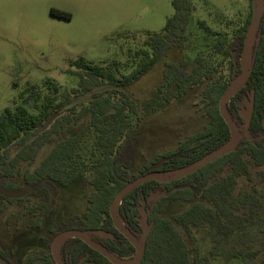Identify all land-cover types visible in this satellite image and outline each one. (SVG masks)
<instances>
[{"label":"trees","instance_id":"1","mask_svg":"<svg viewBox=\"0 0 264 264\" xmlns=\"http://www.w3.org/2000/svg\"><path fill=\"white\" fill-rule=\"evenodd\" d=\"M170 2L173 13L161 30L146 33L142 46L126 52L125 61L97 65L82 58L69 60L66 73L76 78L74 86L66 88L46 77L39 85H27L10 107L2 109L0 211L22 201L20 216L30 213L29 225L37 226L42 216L54 211L61 189L75 191L88 185L82 211L55 220L45 236L51 242L64 229H100L110 235L92 234L93 239L117 257L128 259L134 247L114 228L109 216L115 193L138 175L174 171L229 139L218 100L240 74L239 58L253 0H247L244 16L240 12L231 18L221 14L217 28L197 19L195 26L204 34L198 52L203 53L194 58H188L184 51L192 0ZM51 13L68 17L53 8ZM171 48L181 55L164 63L151 96L138 106L124 88L153 68ZM195 87L200 88L206 122L173 149L130 171L139 112L147 114L166 107ZM85 95L90 97L75 101ZM251 99V116L244 127ZM225 108L242 134L234 150L183 177L145 181L120 200L118 216L135 236L141 232L139 211L147 215L149 231L138 264H208L235 242L238 246L232 258L243 264H264V10L251 49L249 75ZM45 144L49 146L39 162L23 168V163L36 159ZM170 207V215L164 214ZM205 229L210 247L202 254L198 244L191 246L188 240ZM50 242L27 255L22 264H56ZM59 250L64 264H112L78 237L65 239ZM0 264H16L9 243H0Z\"/></svg>","mask_w":264,"mask_h":264},{"label":"rangeland","instance_id":"2","mask_svg":"<svg viewBox=\"0 0 264 264\" xmlns=\"http://www.w3.org/2000/svg\"><path fill=\"white\" fill-rule=\"evenodd\" d=\"M253 4L256 5V1ZM192 5L184 41L188 58L203 53L198 52L204 34L195 26L197 19L217 28L221 14L231 18L240 12L244 16L248 2L192 0ZM52 8L68 17L51 13ZM172 13L170 0H0V112L10 107L27 85H39L46 77L66 88L74 86L76 78L66 73L69 60L82 58L97 65L125 61L126 52L141 47L146 33L160 31ZM180 55L178 49L171 48L153 68L124 88L138 106L151 96L161 79L164 63ZM199 89L195 87L159 110L147 114L139 112L141 118L134 133L130 171L135 172L145 160L173 149L180 140L202 127L206 116L199 100ZM89 97L79 96L75 101ZM48 146L45 144L41 148L31 164L23 163V168L36 165ZM88 188L85 185L75 191L61 189L54 211L42 216L37 226L29 225L30 213L23 212L20 216L22 201L8 204L0 211V243L11 245L16 264H22L27 255L39 252L46 241L50 242L45 236L50 224L82 211ZM172 210L170 207L163 213L170 215ZM194 235L188 240L189 244L197 243L200 252L207 253L210 247L207 230ZM237 246L236 242L230 243L222 256L210 259L208 264H243L232 258L231 253Z\"/></svg>","mask_w":264,"mask_h":264},{"label":"water","instance_id":"3","mask_svg":"<svg viewBox=\"0 0 264 264\" xmlns=\"http://www.w3.org/2000/svg\"><path fill=\"white\" fill-rule=\"evenodd\" d=\"M255 1H256V5L252 4V18L249 25V29L246 34L244 46L239 58V65L241 71L239 76L235 78L237 79V83L231 87L233 81L235 80L234 79L232 83L224 91L220 99L218 100V111L228 127L229 139L219 147L207 152L197 160L185 166H182L174 171H165V172L150 171L145 174L138 175L132 180L126 182L115 193L109 206V216L112 220V224L114 228L117 229L134 247V254L131 258L123 259L117 257L116 255L111 253L106 247H104L103 245L98 243L95 239H93V237L91 236L92 234H97L98 236L101 237H107L110 234L106 231L100 229L88 231V230H78V229L69 228L57 232L50 242L49 251L52 259L56 264H64V262L60 257L59 249L61 243L69 237H78L89 247L101 253L112 264H138L142 258L146 237L149 231L147 215L144 210L139 211L140 214L139 222H140L141 232L139 236H135L124 226L121 218L118 216V205L122 197L137 185L142 184L143 182L151 179L158 182H167L173 179L183 177L236 148L238 142L242 138V134L239 132L237 125L229 117L225 105L227 101L231 98V96L234 93H236L245 84V81L249 75V66L251 63V49L255 41L256 30L258 28L260 18L264 10V0H254L253 3H255ZM247 60H248V64H247ZM251 111H252V99L250 100L247 106V110L244 116V127L248 126L251 116Z\"/></svg>","mask_w":264,"mask_h":264},{"label":"bare ground","instance_id":"4","mask_svg":"<svg viewBox=\"0 0 264 264\" xmlns=\"http://www.w3.org/2000/svg\"><path fill=\"white\" fill-rule=\"evenodd\" d=\"M247 64H248V60H247ZM236 83H237V79H235V80L233 81L231 87L234 86Z\"/></svg>","mask_w":264,"mask_h":264}]
</instances>
